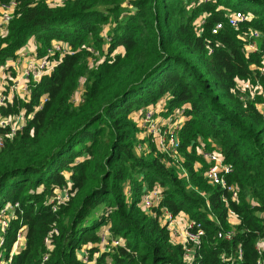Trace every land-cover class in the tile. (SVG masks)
<instances>
[{
	"label": "trees",
	"instance_id": "16d2710c",
	"mask_svg": "<svg viewBox=\"0 0 264 264\" xmlns=\"http://www.w3.org/2000/svg\"><path fill=\"white\" fill-rule=\"evenodd\" d=\"M19 2L0 29V70L31 39L39 57L54 41L72 52L31 87L29 101L1 109L33 115L0 151V210L20 204L5 235L7 257L27 227L12 264H84L83 251L99 255L95 264H264V0ZM236 12L248 17L238 30L227 21ZM250 29L262 35L256 52L242 39ZM4 73L8 90L17 72ZM147 110L181 114V161L140 139ZM204 151L233 166L226 179L235 200L210 184ZM67 187L70 199L54 211L51 200ZM157 187L163 201L147 212L142 201ZM163 208L202 224L192 262L161 224ZM106 227L121 246L101 249ZM230 231L231 240L218 237Z\"/></svg>",
	"mask_w": 264,
	"mask_h": 264
},
{
	"label": "built area",
	"instance_id": "2783aa9c",
	"mask_svg": "<svg viewBox=\"0 0 264 264\" xmlns=\"http://www.w3.org/2000/svg\"><path fill=\"white\" fill-rule=\"evenodd\" d=\"M64 3V0L63 2ZM20 5L19 0H9L5 3L0 2V29H5L10 24L14 18L18 7ZM248 17L241 12H236L229 15L227 21L228 24L234 29L238 30L240 26L246 22ZM224 27L223 23H218L213 28V33L218 34ZM262 35L260 32L254 29H250L242 39L245 41V48L253 52L258 51L257 42L261 39ZM27 47V46H26ZM25 47V48H26ZM71 47L68 44H64L59 41H54L52 46L48 49L47 53L39 57L37 54H26L24 52L19 54V57L15 61H10L5 67L0 70L1 73L5 69H13L17 72V76L12 79L9 89L7 90V83L5 86L2 85L0 89V151L5 147V143L8 139H13L16 135L21 133L29 119L33 115H26L24 110L19 113L6 114L2 112V108L8 109L14 104L16 100L29 101L31 95V87L41 82L43 77L51 75L57 66L60 64L62 58L71 53ZM264 58V53H263ZM21 70V72H20ZM260 73L264 76V59L262 66L260 67ZM244 88L248 84H242ZM260 84L257 83L256 86L252 87L253 97L256 93L260 94ZM7 90V92H6ZM2 91V92H1ZM259 91V92H258ZM78 93L74 97V101L79 100ZM264 110V103L261 105ZM183 125V117L181 114L176 113L170 116L163 117L158 115L153 110H147L144 112L139 126L152 143H154L157 148L164 154L168 155L174 161H181L179 154L180 149V138L179 131ZM139 148H141L139 146ZM203 158L209 165L205 176L209 180L210 184L213 186H220L222 189L229 193H232V199H236V188L233 185L228 184L226 176L233 172V166L231 164L225 163L220 152L204 151ZM70 192L68 187L58 190L55 194L53 200V210L56 211L58 207L67 202L70 199ZM163 201V193L160 188H154L150 190L147 195H145L142 201V208L147 212H151L154 208L159 207ZM20 208V204L8 203L2 210H0V264H12L13 257L21 249L24 248L26 244V233L27 227H23L16 236V243L10 256H6L4 253V244L9 227L10 219L13 218L14 210ZM231 216L236 215L231 212ZM176 216H174L168 209L163 208L162 214L160 216V222L165 225L175 239L177 236L182 237V241H175L184 246L185 259L188 262H192L196 256V253L201 248L202 239L205 236V230L201 223H196L194 221L188 220L182 233L179 234L178 228L176 226ZM234 236V231L227 232L226 234H219V238H226L231 240ZM261 243H264L262 241ZM45 244L50 251V239L47 237L45 239ZM101 249H109L112 247L121 246V238H114L111 234L110 227H106L101 234ZM258 250L262 253L261 246H258ZM241 253V252H240ZM80 259L84 264H95L99 258L98 254H95L93 258H90L86 251L79 254ZM49 258V253L45 254L44 261Z\"/></svg>",
	"mask_w": 264,
	"mask_h": 264
},
{
	"label": "crops",
	"instance_id": "0c3cea01",
	"mask_svg": "<svg viewBox=\"0 0 264 264\" xmlns=\"http://www.w3.org/2000/svg\"><path fill=\"white\" fill-rule=\"evenodd\" d=\"M37 44H36V41L34 40V39H31L30 41H29V43H28V45H27V47L26 48H24V49H22L21 51H20V53H22V52H24V53H26V54H37V46H36ZM20 72H21V70H20ZM9 73H4V72H2L1 73V80H0V89H1V87H2V85L3 86H5V83H6V80H4V76H6V75H8ZM2 92V91H1ZM80 93V92H79ZM78 93V97L80 98L81 97V93L79 94ZM80 100V99H79ZM189 220V218H188V216H186L185 214H181V215H179L178 217H177V219H176V226H177V228H178V231H179V234L180 233H182V231H183V229H184V227H185V225H186V223H187V221ZM233 222H234V224H237L238 223V221L234 218L233 219ZM174 241H182V237H180V236H177L175 239H173Z\"/></svg>",
	"mask_w": 264,
	"mask_h": 264
},
{
	"label": "rangeland",
	"instance_id": "374dc122",
	"mask_svg": "<svg viewBox=\"0 0 264 264\" xmlns=\"http://www.w3.org/2000/svg\"><path fill=\"white\" fill-rule=\"evenodd\" d=\"M45 1H47L51 6H59V5H62L63 4L62 3L63 0H45ZM145 137H147V136L144 133H142L140 139H144Z\"/></svg>",
	"mask_w": 264,
	"mask_h": 264
}]
</instances>
